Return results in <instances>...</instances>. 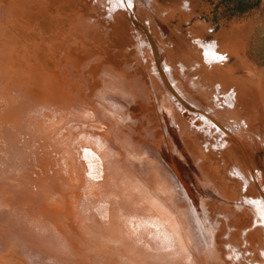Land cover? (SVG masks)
Returning a JSON list of instances; mask_svg holds the SVG:
<instances>
[{"label":"bare ground","instance_id":"obj_1","mask_svg":"<svg viewBox=\"0 0 264 264\" xmlns=\"http://www.w3.org/2000/svg\"><path fill=\"white\" fill-rule=\"evenodd\" d=\"M209 10L0 0V264H264V70Z\"/></svg>","mask_w":264,"mask_h":264},{"label":"rangeland","instance_id":"obj_2","mask_svg":"<svg viewBox=\"0 0 264 264\" xmlns=\"http://www.w3.org/2000/svg\"><path fill=\"white\" fill-rule=\"evenodd\" d=\"M207 2L210 10L209 17H206L213 30L209 34V39H214L217 35L225 36L224 39L227 37L230 39L232 34L234 38L242 39L245 36L243 40L247 44L244 54L247 52L253 57H259L264 63V0H207ZM232 19L245 21L232 22ZM234 27L238 29V32ZM262 104L261 102L257 107L260 114L259 128L264 131V105Z\"/></svg>","mask_w":264,"mask_h":264},{"label":"crops","instance_id":"obj_3","mask_svg":"<svg viewBox=\"0 0 264 264\" xmlns=\"http://www.w3.org/2000/svg\"><path fill=\"white\" fill-rule=\"evenodd\" d=\"M232 22H235V21H238V22H241V21H245V20H240V19H232L231 20ZM230 37H232L233 39H235L234 38V36H233V34L230 36ZM244 57L247 59V61H246V64H248V65H243V67H245L243 70L241 69V72H240V69L239 68H235V67H238L235 63H237V61L236 60H234L235 58L234 57H231L229 60H228V66H229V68H230V66H232L230 69H233L234 70V68H235V72L233 71V74L235 75H238L239 76V74H245V77H244V79L246 80V77H247V80L248 79H252V77H253V74H255V73H259L258 71L261 69V73H259L258 75L259 76H262V75H260V74H263V70H264V63L262 62V59H260L259 57H253V56H251L250 54H247V52L244 54ZM233 60V61H232ZM235 62V63H234ZM251 62V63H250ZM254 64H253V63ZM240 65H241V63L240 62H238ZM250 63V64H249ZM235 64V65H234ZM252 64V65H251ZM239 65V66H240ZM250 65V66H249ZM243 67H241V68H243ZM249 67V68H248ZM256 68L258 69L257 71H256ZM239 69V71H237ZM253 70V71H252ZM239 72V73H238ZM235 75V76H236ZM239 77H241V76H239ZM243 77V76H242ZM241 77V79H243ZM256 77H257V75H256ZM246 80V81H247ZM251 81V80H250ZM250 81H248V82H250ZM252 82H250V83H248L249 85L248 86H250V87H252L251 89H253L252 91L254 92V91H256V87L253 85V83L251 84ZM251 84V85H250ZM253 85V86H252ZM252 92V93H253Z\"/></svg>","mask_w":264,"mask_h":264},{"label":"snow or ice","instance_id":"obj_4","mask_svg":"<svg viewBox=\"0 0 264 264\" xmlns=\"http://www.w3.org/2000/svg\"><path fill=\"white\" fill-rule=\"evenodd\" d=\"M220 59H224V57H221Z\"/></svg>","mask_w":264,"mask_h":264}]
</instances>
